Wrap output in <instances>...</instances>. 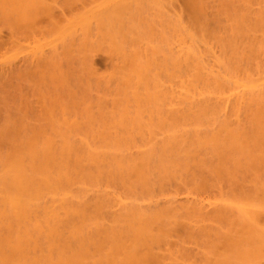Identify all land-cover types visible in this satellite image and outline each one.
Masks as SVG:
<instances>
[{
  "label": "rangeland",
  "instance_id": "374dc122",
  "mask_svg": "<svg viewBox=\"0 0 264 264\" xmlns=\"http://www.w3.org/2000/svg\"><path fill=\"white\" fill-rule=\"evenodd\" d=\"M0 264H264V0H0Z\"/></svg>",
  "mask_w": 264,
  "mask_h": 264
},
{
  "label": "bare ground",
  "instance_id": "6f19581e",
  "mask_svg": "<svg viewBox=\"0 0 264 264\" xmlns=\"http://www.w3.org/2000/svg\"><path fill=\"white\" fill-rule=\"evenodd\" d=\"M141 257H142V256H141ZM126 258H127V257H126ZM131 258H132V257H131ZM134 258H135V257H134ZM134 258H133V259H134ZM142 258H144V257H142ZM129 259H130V258H129ZM133 259H132V260H133ZM132 260L130 259L131 263H134L135 260H133V262H132ZM125 261H126V260H125Z\"/></svg>",
  "mask_w": 264,
  "mask_h": 264
}]
</instances>
